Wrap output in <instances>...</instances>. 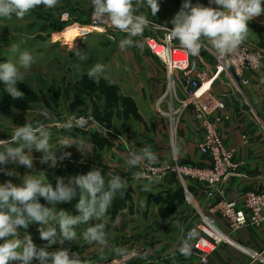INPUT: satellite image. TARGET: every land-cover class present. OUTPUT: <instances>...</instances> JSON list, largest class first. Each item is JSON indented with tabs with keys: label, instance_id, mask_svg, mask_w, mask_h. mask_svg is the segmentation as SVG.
<instances>
[{
	"label": "clouds",
	"instance_id": "obj_1",
	"mask_svg": "<svg viewBox=\"0 0 264 264\" xmlns=\"http://www.w3.org/2000/svg\"><path fill=\"white\" fill-rule=\"evenodd\" d=\"M209 3L216 7L184 0L171 20L172 27L163 26L166 39L178 41L179 46L192 57L198 58L201 51L209 47L221 57L237 52L251 31L249 22L264 14V0H209ZM59 4L60 0H0V20L13 17L23 20L40 6L52 9ZM145 4L151 10V15L156 16L158 0H90L92 16L96 21L107 22L125 34V38L119 41L121 50L132 47L142 49L143 42L136 38L142 37L146 29L157 27L146 15L140 14V8ZM10 50L19 52V46L10 45ZM70 51H74L80 61L88 59L86 53L74 46ZM34 63V57L28 51L20 52L16 62H0V83L12 100L25 96L17 85L23 83ZM104 73L105 65L96 63L87 75L99 82ZM39 115L47 119L50 113L45 109ZM62 127L65 130L73 127L84 129L86 121L82 117L70 116ZM58 144L59 148L50 142V133L45 125L33 124L27 118L23 125L14 126L9 139H0V172L22 180L20 184L13 183L11 179L0 183V264H33V261L38 264H96L70 248L49 250L53 245H63L66 241L78 244L81 238L99 250L101 260L106 250L111 249L118 255L125 252L111 246L108 233L111 221L108 211L117 195L122 196L128 186L121 176L108 173L106 177L101 169L91 168L86 173L68 177L67 182L64 177L58 176L53 186L46 182L45 170L32 171L20 177L15 168L8 170L3 167L13 164L33 170V151H36L41 154V164L54 168L58 161L71 155L64 153L58 157L57 152L61 149L75 145L83 154L91 152L93 148L82 138L64 137ZM178 151L179 148L174 146L173 152ZM157 162L158 155L149 145L138 151L130 150L125 159L129 168L151 166ZM134 175L139 178L144 174L137 172ZM148 179L150 183L144 186L145 192L151 190V183L158 182V178ZM77 197L78 202L74 207L78 214L73 215L57 207L62 203H71ZM41 199L45 203H41ZM34 223L39 225L40 239L46 241L43 246H37L27 233ZM115 223L118 224L119 220ZM84 225L87 227L82 228ZM179 252L185 257L191 255V245L187 240L182 243Z\"/></svg>",
	"mask_w": 264,
	"mask_h": 264
},
{
	"label": "rangeland",
	"instance_id": "obj_2",
	"mask_svg": "<svg viewBox=\"0 0 264 264\" xmlns=\"http://www.w3.org/2000/svg\"><path fill=\"white\" fill-rule=\"evenodd\" d=\"M158 2L159 11L156 16L151 15V10L146 4L140 8V14L146 15L150 21L157 25V27L146 29L142 37L136 38L141 40L143 45L145 43L144 36L155 35L154 32L162 31L163 26L169 29L172 27L171 20L180 10L184 0H158ZM191 2L216 7L215 4H210L209 0H191ZM92 20L90 0H60L57 7L48 9L40 6L23 20H17L15 17L10 20H0V62L5 60L16 62L20 52L23 51L31 53L35 60L31 69L26 73L23 83L17 85L25 94L22 99L12 100L5 93L4 85L0 83V121L2 130H5V133L0 134V139L9 138L14 126L23 125L27 118L33 124H43L55 128V135H51L53 140L50 142L57 148L60 147L58 141L64 137L82 138L93 146L91 152L83 154L75 145L61 149L57 152L58 157L64 153H71V155L65 157L62 161H58L57 167L54 168H50L47 164H41L39 162L41 154L36 151H33L35 165L33 170L13 164L3 166L8 170L15 168L20 177L32 171L45 170L46 182H53V186H55L56 177L58 176L64 177L65 182H67L68 177L72 175L86 173L91 168H99L106 177L108 173H113L126 179L125 176L129 174V169L124 171L120 168L122 166L110 167L108 165L110 152L117 151L120 154L127 155L130 150L138 151L141 146L137 143H143L144 138H147L150 134L154 136L155 131L153 129L158 125L162 129L166 127L168 131L166 135L170 137L172 133L173 140L176 139V133L171 130L170 119L165 115L167 102L165 97L162 99L165 90L162 89L160 94L157 95L156 93L151 94L150 90L149 94L154 101L147 99L144 90L139 92L138 88H141V85H139L140 77L134 70V61L129 53L131 49L121 50L119 47V41L125 38L124 33L113 29L105 31L93 28L90 33L83 34L82 32L77 40L72 43L63 40V34L66 30L73 27L89 28L93 22ZM150 30L151 32H149ZM175 42L179 44L178 41ZM13 44L19 46V52L10 50V45ZM73 46L86 53L88 59L86 61L78 60L74 51H70ZM144 46L146 47V45ZM147 50L151 53L149 49ZM151 54L163 64L166 73V66L163 61L153 53ZM199 57L207 59L205 61H210L213 64V70L222 65L224 67L222 75L232 74L240 86L251 84V81L249 84L242 83L235 76L236 73L232 64L226 63L227 56L217 55L210 47L202 50ZM96 63L105 65L104 76L100 78L99 82L90 79L87 75L88 70ZM249 73L253 76H264V67L254 71L244 70V74ZM200 85L201 90H196L198 92L195 90L186 91V96L196 93V96L200 97L202 92L211 86L208 80L200 81ZM181 100L185 101L183 98ZM181 100L180 103L178 102L179 105H184ZM19 104H29V106L24 108ZM45 109L50 113L47 119L39 115ZM190 109L186 108L185 111H190ZM160 110L163 111V115ZM70 116L84 118L86 127L84 129L79 127H73L71 130L63 129V123ZM220 116L222 119L224 118L223 115L220 114ZM199 124L201 123L199 122ZM176 132H178V129ZM98 139H100L101 144L96 143L99 142ZM226 146L235 148L230 145ZM170 151L172 153V148ZM207 159L209 158L207 157ZM235 160L240 166L243 163L237 158V151ZM167 165H171V158L159 159L152 166L163 168ZM195 166L198 167L199 165ZM145 168V166H142L140 172L144 173ZM150 174L152 175V173ZM133 175L132 172L131 177L135 176ZM9 179L16 184L22 183L19 177H8L0 172V183ZM243 200L244 196L242 197ZM77 202L78 197L73 199L71 203H62L57 207L75 215L78 214L74 207ZM41 203H45V201L41 199ZM131 203L129 196L124 195V193L122 196L119 195V199L115 198L112 207L108 211L111 221L116 219L123 206L126 207L127 204L130 205ZM38 228L39 225L34 223L29 226L27 233L31 235L37 246H43L46 241L40 239ZM113 233L111 237H113V240L115 239L114 241H123L122 246L119 247L121 249L136 247L140 244L146 246L135 237H133L135 240H129L130 237L124 235L123 230H113ZM23 234L24 230L22 229L21 236ZM127 239L129 241H125ZM81 241L82 238L78 240V244L66 241L58 248H70L71 251L80 253L81 245H84ZM49 250H56V248H50ZM117 256L118 254H115L96 262V264H102L104 260ZM33 264H38V262L33 261Z\"/></svg>",
	"mask_w": 264,
	"mask_h": 264
},
{
	"label": "crops",
	"instance_id": "obj_3",
	"mask_svg": "<svg viewBox=\"0 0 264 264\" xmlns=\"http://www.w3.org/2000/svg\"><path fill=\"white\" fill-rule=\"evenodd\" d=\"M249 29L251 31L244 43L264 49V14L254 17L249 22ZM145 48L144 45L142 49L132 47L129 53L134 61H132L134 70L140 77L139 92L144 90L147 99L154 101L149 94L150 90L151 94L156 93V95L160 94L162 89L165 90L166 73L163 64ZM195 58L199 61L200 74L213 71V64L210 61H205L207 59L201 57ZM247 76L251 84L240 86L232 74H223L214 85L211 84L208 95L222 98L227 105L225 110L220 111L224 116L221 133L226 145L236 148L237 158L243 163L238 172L229 176L221 187L225 191L226 198H235L240 202L247 191L264 192V83H261L264 76H253L250 73ZM177 91L180 100L187 97L186 91L180 85ZM188 110L183 112L175 136L180 159L193 165L209 166L211 160L207 159L198 148L203 139V132L199 122ZM45 126L50 133L51 141L53 140L51 135H55L56 129ZM153 130L154 136L150 134L147 138L143 137L145 141L137 144H140L141 148L146 145L151 146L152 151L158 155V160L170 159V150L174 142L172 133L170 137L167 136V128L162 129L159 125ZM3 133L5 130H2L0 121V134ZM96 143L101 144L100 141ZM110 154L108 158L110 167L118 165L122 166L121 170H130L125 180L132 201L130 205L121 208L116 219L109 222L110 244L119 248L123 243L113 240L111 237L114 234L113 230H123L124 235L130 237L129 240L133 241L136 238L143 242L149 249L150 255L135 264H264V261L253 259L249 253V251H257L264 256V225L261 227L247 225L240 231L231 233L229 226L220 216L217 224L222 230L231 233V243L220 244L206 263H202L198 255L193 252L187 257L182 255L179 248L185 241V233L197 218L186 191L181 189L177 179L171 176L163 182L151 183V190L145 192L144 186L150 183L149 179L134 175L131 177V173L140 172L141 167L129 168L125 163L126 154L117 151ZM199 190V185L189 183L188 192L201 208L207 209L218 200V198L210 199L202 196ZM116 220H119L118 224L115 223ZM128 239L125 241H129ZM81 243L84 245H81L80 254L85 259L95 262L101 260L99 250L95 246L88 245L83 239ZM59 246L62 245H53L51 248L57 249ZM115 254L111 249L106 250L104 259Z\"/></svg>",
	"mask_w": 264,
	"mask_h": 264
},
{
	"label": "built area",
	"instance_id": "obj_4",
	"mask_svg": "<svg viewBox=\"0 0 264 264\" xmlns=\"http://www.w3.org/2000/svg\"><path fill=\"white\" fill-rule=\"evenodd\" d=\"M92 21L91 27H82L83 34L90 33L93 28L105 31L115 30L107 22H98L94 18ZM154 33L155 35L150 34L143 38L147 49L161 59L166 66V86L162 96V99L165 97L167 102L165 115L170 119V126L176 133L181 115L186 108H191L192 116L201 123L200 128L204 133L198 148L211 160V163L207 167L183 164L179 152H173V147L176 146L174 140L171 165L163 168L146 166L143 177L153 180L158 178V182H163L172 176L186 191V196L193 204L197 218L185 233V240L191 245V252L198 255L202 263H206L220 244L231 243V233H236L247 225L256 227L264 225V192L247 191L242 202L235 198L225 197V191L221 187L222 183L229 176L236 174L240 168V164L235 160V148L225 145L220 129L223 121L220 111L226 109L225 101L220 97H209V89H207L200 97L196 96V93L189 95L184 99L185 101L181 100L184 105H179L178 85L185 91L201 90L200 81L208 80L210 85L215 83L222 75L224 67L220 65L211 72L200 74L199 61L190 56L175 41H168L164 29ZM225 61L232 64L235 76L242 83L249 84L250 79L247 74H244V70L254 71L264 67V49L243 43L237 52L228 55ZM160 112L163 115V111L160 110ZM189 183L199 185L202 196L210 199L218 198V200L207 209L201 208L188 192ZM218 216L227 223L231 233L218 226ZM124 250V254L104 260L102 264H135L149 255L148 248L141 244L136 247H127ZM249 253L253 259L264 261L262 253L257 251H249Z\"/></svg>",
	"mask_w": 264,
	"mask_h": 264
},
{
	"label": "bare ground",
	"instance_id": "obj_5",
	"mask_svg": "<svg viewBox=\"0 0 264 264\" xmlns=\"http://www.w3.org/2000/svg\"><path fill=\"white\" fill-rule=\"evenodd\" d=\"M83 32V29L80 27H73L71 28L70 30H66L64 32V39L63 40H66V41H69V42H74L77 40V38L79 37V35H81V33Z\"/></svg>",
	"mask_w": 264,
	"mask_h": 264
},
{
	"label": "trees",
	"instance_id": "obj_6",
	"mask_svg": "<svg viewBox=\"0 0 264 264\" xmlns=\"http://www.w3.org/2000/svg\"><path fill=\"white\" fill-rule=\"evenodd\" d=\"M20 106H23L24 108H26V107H28L29 106V104H27V105H22V104H19ZM49 182V181H48ZM50 183H52L53 184V182H50ZM54 185V184H53ZM181 189H183L182 187H181ZM129 194V188H126L125 190H124V195H127V196H129L128 195ZM116 198H118L119 199V194L117 195V197Z\"/></svg>",
	"mask_w": 264,
	"mask_h": 264
}]
</instances>
